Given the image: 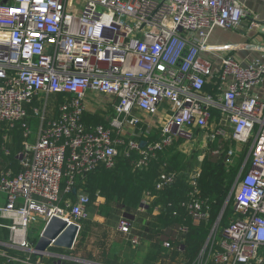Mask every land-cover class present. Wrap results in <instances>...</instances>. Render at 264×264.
Returning a JSON list of instances; mask_svg holds the SVG:
<instances>
[{
	"label": "built area",
	"instance_id": "2783aa9c",
	"mask_svg": "<svg viewBox=\"0 0 264 264\" xmlns=\"http://www.w3.org/2000/svg\"><path fill=\"white\" fill-rule=\"evenodd\" d=\"M250 15L239 0H0V127L20 123L25 136L16 154L20 170L0 169L6 196L0 226L10 232L0 241V264L74 259L54 245L38 253L35 245L54 217L81 229L90 197L80 184L100 164L113 168L123 146L144 167L175 141L183 140L188 153L190 141L219 139L236 145L211 152L226 153L229 164L240 158V170L196 258L177 264H264V43L209 41L215 28L237 29ZM252 18L251 26L259 25ZM239 50L259 55L242 60ZM99 95L112 100L101 108L106 122L88 126L87 99ZM31 117L38 120L36 132ZM152 132L160 138L152 141ZM200 172L189 174L195 188L188 218L195 226L210 217V205L198 195ZM175 179V172H163L155 186ZM75 190V200L62 203ZM153 196L145 193L139 212ZM232 198L228 224L221 226ZM35 225L42 226L36 242ZM117 229L135 248L144 238L126 216ZM189 230L180 223L175 235L183 242ZM163 245L185 248L171 240Z\"/></svg>",
	"mask_w": 264,
	"mask_h": 264
},
{
	"label": "trees",
	"instance_id": "16d2710c",
	"mask_svg": "<svg viewBox=\"0 0 264 264\" xmlns=\"http://www.w3.org/2000/svg\"><path fill=\"white\" fill-rule=\"evenodd\" d=\"M84 121L90 126L104 123L106 119L87 113L84 115ZM6 134L9 136L7 140L4 139ZM159 138L160 135L157 132H152L150 136L152 141ZM24 140V129L20 123L13 128L6 125L0 127V169L11 166L16 171L20 170L16 154L22 148ZM182 143L183 140L175 141L173 145L164 150H159L150 159L148 165L144 167L136 165L137 152L131 151L129 156L123 146L113 168H107L100 164L85 176L79 187L89 194L90 216L82 221L79 235L70 256L80 257L86 260L85 262L95 261L102 264H158V261L160 264H166L167 259L177 260L182 253L178 250L172 251L163 245V241L171 240L175 248L179 247L180 244L185 246L182 253L183 259L187 258L188 261L192 262L196 258L220 216L240 170L242 160L237 158L236 163L232 165L225 161L226 153L216 155L207 151L200 162L201 172L196 179V184L198 195L207 200L210 205V217L207 221L195 226L190 223L187 209V204L192 198L191 192L195 188L189 177L192 165L182 150ZM229 143H234V141L230 140ZM216 145H218L216 142H212L210 147L214 148ZM4 147L10 150L9 154L5 152ZM230 147V144H222L225 152ZM163 172H175L176 179L165 188L157 189L156 181ZM147 191H151L154 196L150 200L147 211L143 213V217L154 216L153 219L159 221L160 229L161 226L163 229L157 232L152 229L150 238H143L136 248L128 241L129 244L125 245L123 251L124 261L116 260L111 256L115 236L118 233L115 224L122 216L131 218L137 223L135 216L139 214V208ZM67 198L75 200L76 192L64 194L62 203ZM5 203L6 198L0 192V206ZM232 203L233 198L230 200L221 220V226L228 224V215L232 212ZM155 208H158L156 214L153 213ZM180 223L190 225V230L184 236L183 242L175 235ZM9 234L7 227L0 226V240H8ZM89 247L98 249L100 256L96 258V254L92 255ZM59 249L62 250L63 248H52L56 252ZM165 258H167L165 262H162ZM44 262L45 264H56V258L45 257ZM62 264L87 263L71 259L64 260Z\"/></svg>",
	"mask_w": 264,
	"mask_h": 264
},
{
	"label": "crops",
	"instance_id": "0c3cea01",
	"mask_svg": "<svg viewBox=\"0 0 264 264\" xmlns=\"http://www.w3.org/2000/svg\"><path fill=\"white\" fill-rule=\"evenodd\" d=\"M239 1L241 2V4L243 6H245L249 10V12L251 13L252 16L258 17L257 20L259 22V25L254 26V27L251 26V22H252L253 18L250 15V17H246L243 19L241 25L237 29H224L221 27H217L213 30V32L210 36L209 41L211 44H240V43H250V42H255V41L264 43V25H262V23H261L264 21V0H239ZM236 53H237L238 57L242 60L253 59L254 57H257L259 55L258 52L251 51V50H239ZM208 91L213 92L214 90L209 89ZM259 92H260V94L264 95V88L259 89ZM98 99L99 100H95L92 97L87 99V105H88L89 111L86 112V114L91 113V114L98 115V116L104 118L106 114L105 115L102 114L103 112H101V110H103V109H101V108L102 107L109 108L110 102L112 100L110 97L103 96V95H99ZM29 109L31 111V108H29ZM108 115H109V113H107V116ZM29 121L32 123V129L34 130V132H36L37 126H38L37 118L31 117L29 119ZM202 132L203 131H201V133ZM211 143L212 142H209L207 145H205L204 143L203 144L201 143L200 145H198L202 148L203 157L205 156L207 151H212L213 149L217 148L218 146H221V148H222L223 143L220 139L218 141H216V143L218 145H216L214 148L210 147ZM226 144H230L232 147H234V145H236L235 142L234 143L227 142ZM223 150H225V149H223ZM3 195L5 196V194H3ZM5 198H6V196H5ZM139 214L144 215L141 212H139ZM3 222L7 223L6 220H3ZM115 225L117 227V223ZM41 228H42V226H41ZM136 229L142 233L141 229L137 226V223H136ZM117 237H119V238L127 237L128 238V236H126L125 234L118 231L117 235L115 236L114 243H116L118 241ZM36 240H34V241L36 242ZM0 241H4V240H0ZM113 246H114V244H113ZM124 248H125V246H124ZM112 249H113V247H112ZM123 251H124V249L122 250V255H123ZM116 253H118V252H116ZM182 257H183V254H180L179 258H182ZM167 263L173 264V262L169 259H167ZM158 264H160V261H158Z\"/></svg>",
	"mask_w": 264,
	"mask_h": 264
},
{
	"label": "rangeland",
	"instance_id": "374dc122",
	"mask_svg": "<svg viewBox=\"0 0 264 264\" xmlns=\"http://www.w3.org/2000/svg\"><path fill=\"white\" fill-rule=\"evenodd\" d=\"M51 101H53V98L51 99ZM200 144L199 141L197 142H193V141H190L187 143V145H189L187 151L188 153H186V155L188 156V161L190 162V164L192 165V168H191V172L193 170H196L198 168H200V162L201 160L203 159V152H202V148L200 146H198ZM181 147V146H180ZM237 159L233 160L232 161V165L234 163H236ZM144 215H141V214H136V220H137V226L141 229L142 231V234H143V237H145L146 239L150 238L153 230L155 232L157 231H160L162 228L161 226V229H160V222L159 221H155V219H153L154 216H146V217H143ZM153 229V230H152ZM41 225H35L32 227V231H31V237L36 240L39 236H40V233H41ZM118 241L116 243H114V246H113V249L111 251V256L113 258H115L116 260H119L121 262L124 261V258H123V255H122V250L124 249V246L125 245H128V241L129 239L127 237H123V238H119L117 237ZM74 249L71 248V249H59L58 252H61V253H65L67 255H71L72 254V250ZM89 249H91L92 251V255L96 254V258H98L100 255V251L98 249H95V248H92V247H89ZM94 249V250H93ZM118 252V253H116ZM75 261L77 262H81V263H87V264H102V263H99V262H95V261H90V262H85L86 260H83L82 258L80 257H73ZM167 258H165L162 262H165ZM173 262V264H177V261L178 259H173L171 260ZM167 264H170V263H167Z\"/></svg>",
	"mask_w": 264,
	"mask_h": 264
},
{
	"label": "water",
	"instance_id": "95a60500",
	"mask_svg": "<svg viewBox=\"0 0 264 264\" xmlns=\"http://www.w3.org/2000/svg\"><path fill=\"white\" fill-rule=\"evenodd\" d=\"M261 23L264 25V21ZM142 145L144 146L145 143L142 142ZM79 232L80 230L75 224H68L66 220L54 217L46 226L43 235L37 241L35 249L41 254L47 251L51 245L63 249H71L75 246Z\"/></svg>",
	"mask_w": 264,
	"mask_h": 264
}]
</instances>
